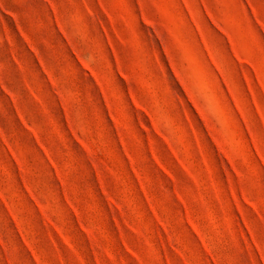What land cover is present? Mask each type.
Returning <instances> with one entry per match:
<instances>
[{"label":"rangeland","instance_id":"obj_1","mask_svg":"<svg viewBox=\"0 0 264 264\" xmlns=\"http://www.w3.org/2000/svg\"><path fill=\"white\" fill-rule=\"evenodd\" d=\"M0 264H264V0H0Z\"/></svg>","mask_w":264,"mask_h":264}]
</instances>
